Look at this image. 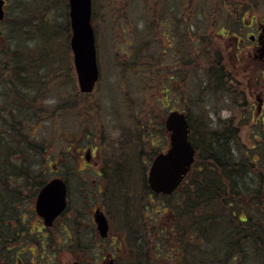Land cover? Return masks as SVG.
I'll list each match as a JSON object with an SVG mask.
<instances>
[{"label":"rangeland","instance_id":"374dc122","mask_svg":"<svg viewBox=\"0 0 264 264\" xmlns=\"http://www.w3.org/2000/svg\"><path fill=\"white\" fill-rule=\"evenodd\" d=\"M5 1L6 16L0 22V132L5 131L4 110L22 101L27 107L20 114L26 119L22 124L43 150L32 153L23 165L20 156H8L0 146L1 229L8 218L19 216L37 226L35 204L40 190L53 178L64 176L72 220L66 214L47 239L25 233L19 240L25 260L40 254L44 257L37 259L49 264L77 260L104 264L107 254L118 253L116 264H163L167 243L161 232L174 226L173 208L183 202V192L196 178L169 199L146 187L152 160L170 146L165 128L170 112L190 115L202 145L215 133L238 128V136L229 140L231 153L249 156L258 149V155H264V114L259 109L264 98V62L253 49L256 44L247 39L237 61L232 38L246 19L252 20V33L258 35L256 26L264 25V0H93L101 75L91 95H83L79 88L70 45L69 0ZM237 9L247 13L241 16ZM12 50L24 54L23 58L18 60ZM216 60L232 74L224 90L209 87L205 75L204 68ZM251 63L258 81L250 78L254 73L246 64ZM11 86L16 88L12 92ZM91 148L95 156L89 163L86 154ZM87 165L92 167L81 173L82 180L77 169ZM104 165L105 179L113 186L107 209L97 192L104 178L93 173ZM240 202L227 211L245 219V212L237 214ZM99 206L114 228L108 240L101 239L91 223L92 211ZM226 220L220 221V228L229 226ZM64 225L72 229L71 234ZM200 227L213 241L203 246L213 249V257L223 255L227 236L221 241L223 235L212 233L214 228ZM35 240L49 245L44 253L33 244ZM156 241L163 244L162 252L155 249ZM183 244H191L190 237ZM193 248L187 258L190 264H196L201 250L197 245ZM247 264L254 263L248 258Z\"/></svg>","mask_w":264,"mask_h":264},{"label":"trees","instance_id":"16d2710c","mask_svg":"<svg viewBox=\"0 0 264 264\" xmlns=\"http://www.w3.org/2000/svg\"><path fill=\"white\" fill-rule=\"evenodd\" d=\"M236 11H239L241 16L247 13V9ZM49 29L51 32L52 26ZM12 53L18 60L24 55L20 52L14 53V50ZM209 55L212 57L211 54ZM220 60H216L214 65L204 69L205 75L209 78L208 86L211 87L213 84L219 90H224L228 86L230 77L227 76L226 66ZM32 61L35 63L36 60L32 57ZM8 89L12 92L16 88L11 86ZM20 97L22 100V95ZM15 104L14 109L4 110L7 115L6 124L3 126L5 131H1L0 134L6 135L0 137V146L3 147L2 149L6 148L4 150L8 156H20L25 165L29 163V156L32 153L39 155L43 148L35 145L30 129H25L22 124L26 119L20 114L27 107L22 106V101ZM187 115L192 129L191 140L197 150V156L183 186L188 185L190 178L194 176L196 178L190 180L191 187L183 192V202L173 208L176 217L174 226L161 232V235L164 234L163 241L167 243V255L163 259V264H190L187 258L195 251L193 248L195 245L201 249L196 264H247L248 258L254 264H264V155H258L256 152L258 149L255 152H252L254 149L249 151V156L243 154L235 157L231 153L229 140L235 135L238 136L236 134L238 128L233 131L224 129L222 133H215L202 145L198 141V131L191 123L190 115L188 113ZM7 146L11 147L7 148ZM24 147L30 152L28 156L24 154ZM249 177L252 178L251 182L248 181ZM146 187L149 189L147 185ZM182 187L175 195L181 192ZM165 198L169 199V197ZM239 201L242 202L238 204L240 210L237 214L245 212V219H238L236 213L232 215L227 211L229 208H234ZM224 219H227L229 226L224 224L220 228V221L223 222ZM202 224L204 229L214 228L212 233L223 235L221 241L227 236L223 255L216 254L213 257V249L208 251L206 245L203 246L205 242L210 244L213 241L208 239L210 238L208 233L200 227ZM197 235L198 237H195ZM186 236L190 237L191 244H183L186 242ZM219 244L221 246V243ZM155 249L162 252L163 244L157 242ZM158 257L162 258L161 255Z\"/></svg>","mask_w":264,"mask_h":264},{"label":"water","instance_id":"95a60500","mask_svg":"<svg viewBox=\"0 0 264 264\" xmlns=\"http://www.w3.org/2000/svg\"><path fill=\"white\" fill-rule=\"evenodd\" d=\"M5 0H0V21L5 18ZM72 29L71 49L81 93H92L100 77L97 46L92 25V0H69ZM169 133V149L159 154L152 163L148 175L150 189L157 195H172L188 175L195 161L196 150L190 140V125L184 113L172 112L165 121ZM90 153L88 154L89 157ZM67 185L62 179L50 181L41 190L37 211L46 225L66 209ZM99 231L106 237L108 225L104 215L97 218ZM80 264V263H69ZM108 264H114L110 262Z\"/></svg>","mask_w":264,"mask_h":264},{"label":"flooded vegetation","instance_id":"af4514ba","mask_svg":"<svg viewBox=\"0 0 264 264\" xmlns=\"http://www.w3.org/2000/svg\"><path fill=\"white\" fill-rule=\"evenodd\" d=\"M254 29V26L252 24V20H245V24L243 26V29L238 30L237 34H234L232 36V38H234V52L236 54V60L240 61V56H239V51L242 52L244 51L243 49L246 47V45L244 44L245 40H249L254 42L253 45H255V47H253V49L255 48V51H259L261 53V55L259 56L261 59V62H264V25L259 24L256 26V31H257V36L254 35L252 33V30ZM226 37V36H223ZM251 50V49H250ZM257 57V55H255ZM244 56H242L243 59ZM260 66V63H257ZM248 67L247 70L251 71V73H254L253 75H251L250 73V78L252 77V80H257L258 81V77L255 76V72L256 70H252V68H255V66H253V64H246ZM253 66V67H252ZM230 73V72H229ZM227 73L228 76H230V74ZM232 75V74H231ZM249 76V74H248ZM255 81V82H257ZM232 82V81H231ZM238 86L240 85L239 82ZM259 109L261 110V115L264 114V98L261 102H259ZM263 122V126H264V118L262 119ZM237 133H239V129L237 130ZM91 150V151H90ZM91 152V153H90ZM88 153H90L89 157L88 154H86V161L87 162H91L93 157L95 156V152H94V148L88 149ZM91 165H87L83 168H78L77 169V177H80L83 180V176L81 175V173L86 172L87 168H91ZM115 169V168H114ZM93 170V169H92ZM107 170V166H103V167H99V170L96 171L95 169L93 170L94 174H97L98 177L100 178H104V182L102 180L101 181V185L98 187L97 192L99 195H102V197L104 198L105 201V207L107 209L108 206V201H107V195L109 193H112L113 191V186L111 184H108L106 179H105V171ZM59 178V177H57ZM62 180H64L67 184V188H68V193H67V207L65 209V211L60 214L52 223V225H46V221L43 217H41L38 213L39 216V222L37 226H32L28 221H26V217H22L19 216L17 219H12V218H8V220L3 222V228L0 229V264H49L46 262H42L43 260L37 259L38 258V254L37 256L31 254V258H29L28 260H25V258H23L22 256H24L26 253L25 252H21L20 251V246H19V240L21 237L25 236V233L28 235H33L34 233H38V234H42V238L47 239V237L50 233H53V231H55L57 229L58 226V221L63 218L66 214L69 215L68 219L72 220V217L70 216V212L72 211L71 208V202L69 200L70 197V188L68 187V179L64 178V176L60 177ZM55 179V178H53ZM95 182V181H94ZM105 183V184H104ZM113 184V183H112ZM111 197V194H110ZM38 199V197H37ZM37 199H36V204H35V209L37 206ZM37 212V211H36ZM80 214V212H78ZM100 215H104L106 221H107V225H108V232L106 237H102L100 231H99V224L97 222V218L100 217ZM91 223L93 226V229L95 228L96 230V234L98 236L101 237V239L103 240H108L111 236V234L113 233V225L111 224L107 214L105 213V211L99 207H94L92 214H91ZM64 230L68 231L67 233H70V231H72V229L69 228V226H65L64 225ZM73 228V227H72ZM46 233V235H45ZM80 233V232H79ZM117 235V234H116ZM68 237H73L72 235H68ZM120 239H122V235L118 236ZM116 242L117 240L114 239ZM33 244H37L40 247V250L42 251V253L45 252L46 250V246L47 243L42 242L40 243V241L35 240V242ZM114 246V245H112ZM28 247V246H27ZM39 247L37 246L36 249L39 250ZM31 251V250H29ZM118 251H121V248L118 249ZM116 254V253H115ZM115 254H107L105 256V263L104 264H108L110 262H113L114 264H116L118 256L120 257L121 255H119L118 253ZM118 255V256H117ZM42 258L44 257L43 255H40ZM40 260V261H38ZM77 263L83 264L84 261L81 260H77ZM73 262V263H76Z\"/></svg>","mask_w":264,"mask_h":264}]
</instances>
